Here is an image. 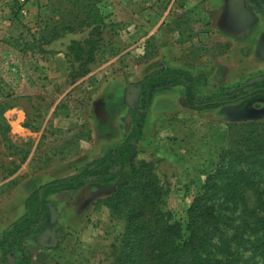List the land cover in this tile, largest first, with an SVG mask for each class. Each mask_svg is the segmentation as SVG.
Returning <instances> with one entry per match:
<instances>
[{
    "label": "rangeland",
    "instance_id": "1",
    "mask_svg": "<svg viewBox=\"0 0 264 264\" xmlns=\"http://www.w3.org/2000/svg\"><path fill=\"white\" fill-rule=\"evenodd\" d=\"M87 38L96 41L95 57L81 74ZM176 66L194 75L202 99L255 87L264 74V0H0V240L30 210V193L19 188L26 177L40 174L47 183L85 171L91 180L83 189L44 195L52 208L48 221L20 242L53 253L51 264H113L124 218L99 200L128 170L115 179L96 178L113 147L95 151L90 127L105 119L108 98V110L117 109L120 91L128 137L139 106L135 83ZM176 87L161 92H173L169 107L178 96L179 111L158 118L167 130L134 158L155 165L166 188L163 210L184 224L207 176L230 159L227 148L247 137L252 124L264 127V92L190 109L184 88ZM75 211L86 214L75 218ZM225 231L233 236L234 264H264V248L252 246L253 236ZM64 247L71 250L63 254ZM40 257L37 262L47 264ZM6 264H19V252Z\"/></svg>",
    "mask_w": 264,
    "mask_h": 264
},
{
    "label": "trees",
    "instance_id": "2",
    "mask_svg": "<svg viewBox=\"0 0 264 264\" xmlns=\"http://www.w3.org/2000/svg\"><path fill=\"white\" fill-rule=\"evenodd\" d=\"M83 43L89 44L90 49L87 59L77 66L81 74L87 72L85 63L94 60L96 47V41L90 38ZM77 49L82 47L77 46ZM260 78L261 82L248 91L207 99L198 96L194 75L180 68L162 67L135 83L139 106L128 121V137L107 154L100 164L101 172L96 175L98 180L104 181L117 178L125 167L128 170L113 191L103 201L99 200L112 216L124 218L123 228L113 245V264H234L235 254L230 248L233 236L228 237L225 231L229 227L237 233L253 236L250 240L253 247L264 248V190L260 188L264 183V127L257 129L252 124L247 137L227 148L224 154L230 159L225 165L219 162L214 173L207 176L203 192L187 209L184 224L163 210L166 188L155 165L134 158L146 111L155 92L182 86L184 105L202 109L264 92V74H260ZM90 180L85 171H79L32 191L26 198L30 210L1 236L0 261L6 264L8 257L19 252V264H32L31 251L20 240L37 232L48 221L52 208L44 195L77 189ZM237 210L241 219L234 224L232 214Z\"/></svg>",
    "mask_w": 264,
    "mask_h": 264
},
{
    "label": "crops",
    "instance_id": "3",
    "mask_svg": "<svg viewBox=\"0 0 264 264\" xmlns=\"http://www.w3.org/2000/svg\"><path fill=\"white\" fill-rule=\"evenodd\" d=\"M178 68H182V67H178ZM142 78L143 77H141V79ZM174 88H177V87H174ZM121 94H122V91H121ZM172 98H173V92L171 90L167 92H163V93L162 92L156 93L152 97L151 102L146 111L145 120L143 123L142 136L139 139V142L137 143L136 150L140 151L141 149L139 148H141L143 144L151 143L153 139L158 138L161 135L162 131L164 132L167 130V128L164 125H160L161 123L158 122V118H162V116L165 113L167 114L168 110H170L171 108L173 109V112L179 111V106L177 105L178 96L176 97L175 100H173V101H176V102H173L176 106L169 107L168 101L169 99H172ZM109 104H111L110 98H108L105 101V105L107 108V110L105 111V119H103V121L99 124H96V122L94 121V123L90 127L92 146L94 147L95 151L96 149L103 151L105 149L109 150L112 147L114 148L115 145H118L119 143H121L127 138L124 123L122 120L124 117L125 111H126V107L123 105V98H122V95L120 96V91H119V95L117 96V103H116L118 105L117 109L108 110ZM95 151L93 150L92 152H95ZM76 167H77V164H75V168ZM45 182L46 180H42V177L40 176V174H34V175H30L29 177H26L21 182V185L19 188H21L23 192L29 194ZM84 186L75 189V191L81 188L83 189ZM55 194H58V192H55ZM96 196H100V195H96ZM92 201L96 202V199H93ZM91 205L92 203L90 204V206ZM85 214H86L85 212L78 213L75 211V218L85 216ZM64 240H68V237H66ZM69 250L71 249H67L64 247L63 254L68 253ZM30 251H31L32 264H39L37 262L38 261L37 256H41L40 258H42V261H46L47 264H51L53 253L51 254L50 251L45 252L43 250H38V249L36 250L30 249ZM63 251H61V249L57 250L58 255L59 254L62 255Z\"/></svg>",
    "mask_w": 264,
    "mask_h": 264
}]
</instances>
